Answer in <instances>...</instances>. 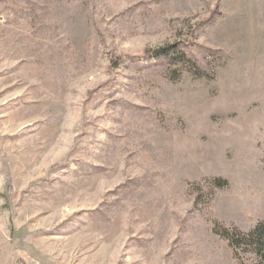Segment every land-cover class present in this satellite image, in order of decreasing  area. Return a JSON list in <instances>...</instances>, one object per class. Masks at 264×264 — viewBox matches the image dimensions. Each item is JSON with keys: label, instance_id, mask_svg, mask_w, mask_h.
<instances>
[{"label": "rangeland", "instance_id": "374dc122", "mask_svg": "<svg viewBox=\"0 0 264 264\" xmlns=\"http://www.w3.org/2000/svg\"><path fill=\"white\" fill-rule=\"evenodd\" d=\"M253 13L0 0V264H255L213 231L264 221V6Z\"/></svg>", "mask_w": 264, "mask_h": 264}, {"label": "trees", "instance_id": "16d2710c", "mask_svg": "<svg viewBox=\"0 0 264 264\" xmlns=\"http://www.w3.org/2000/svg\"><path fill=\"white\" fill-rule=\"evenodd\" d=\"M173 45H166L152 50L157 57H166L175 52ZM179 57H183L184 53L179 52ZM226 181L221 179H214L215 187L226 186ZM213 231L221 238L228 241L232 248L233 256L239 258V251L254 254L256 256L255 264H264V221L257 222L249 231L241 232L236 227H224L214 224Z\"/></svg>", "mask_w": 264, "mask_h": 264}, {"label": "crops", "instance_id": "0c3cea01", "mask_svg": "<svg viewBox=\"0 0 264 264\" xmlns=\"http://www.w3.org/2000/svg\"><path fill=\"white\" fill-rule=\"evenodd\" d=\"M258 1H261V4H259ZM264 6V0H249V18L251 17V21L254 18V11L262 9Z\"/></svg>", "mask_w": 264, "mask_h": 264}]
</instances>
